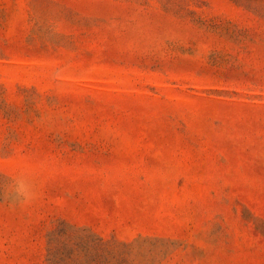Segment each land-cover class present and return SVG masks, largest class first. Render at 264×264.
I'll use <instances>...</instances> for the list:
<instances>
[{
    "label": "rangeland",
    "instance_id": "374dc122",
    "mask_svg": "<svg viewBox=\"0 0 264 264\" xmlns=\"http://www.w3.org/2000/svg\"><path fill=\"white\" fill-rule=\"evenodd\" d=\"M0 264H264V0H0Z\"/></svg>",
    "mask_w": 264,
    "mask_h": 264
},
{
    "label": "clouds",
    "instance_id": "9594fccd",
    "mask_svg": "<svg viewBox=\"0 0 264 264\" xmlns=\"http://www.w3.org/2000/svg\"><path fill=\"white\" fill-rule=\"evenodd\" d=\"M39 198V192L31 180L24 174L9 178V183L0 186V199L13 205H27Z\"/></svg>",
    "mask_w": 264,
    "mask_h": 264
}]
</instances>
